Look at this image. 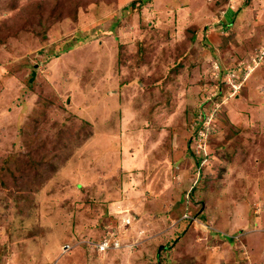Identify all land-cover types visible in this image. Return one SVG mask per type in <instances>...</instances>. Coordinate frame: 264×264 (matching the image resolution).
Returning a JSON list of instances; mask_svg holds the SVG:
<instances>
[{"label": "rangeland", "instance_id": "rangeland-1", "mask_svg": "<svg viewBox=\"0 0 264 264\" xmlns=\"http://www.w3.org/2000/svg\"><path fill=\"white\" fill-rule=\"evenodd\" d=\"M131 2L0 0V264H264V0Z\"/></svg>", "mask_w": 264, "mask_h": 264}, {"label": "trees", "instance_id": "trees-1", "mask_svg": "<svg viewBox=\"0 0 264 264\" xmlns=\"http://www.w3.org/2000/svg\"><path fill=\"white\" fill-rule=\"evenodd\" d=\"M144 1L145 0H132L131 6L134 9H136L137 7L139 8L140 7V2H144ZM218 1H220V0H218ZM124 9H125V11H128V9L126 7ZM142 45H143L142 42H138V46H137L138 52L137 53H139V55L141 54V56L143 55V47H144ZM68 46H71V44H68ZM62 49L63 48H61V50ZM34 162H35V160L32 161L33 164H34ZM49 162H50V160H49ZM34 165L36 166V168L40 167V165H39V163L37 161L35 162ZM16 179H17V184L19 185L18 188L21 190V193H19L17 195L18 196V200L21 201V203L19 202L20 204H18V209L20 211H22V213H25L27 211L26 209L29 207L30 203L32 202L31 198L35 195L36 189L32 188V186L35 185V182H31V181L35 180L36 177L35 176H31V177L28 178V180H25L22 177L20 178L19 176H16ZM26 200H27V203L25 205V201ZM162 247L165 248V246H162ZM72 250H70V251H72Z\"/></svg>", "mask_w": 264, "mask_h": 264}, {"label": "built area", "instance_id": "built-area-1", "mask_svg": "<svg viewBox=\"0 0 264 264\" xmlns=\"http://www.w3.org/2000/svg\"><path fill=\"white\" fill-rule=\"evenodd\" d=\"M112 236V235H111ZM99 242L96 243L97 247L101 249V251H106L111 249V248H119L122 246V241L120 240L119 237H108V236H103V238L98 240ZM72 248L71 243L65 242L62 245V253L68 252ZM58 258L55 260H52L51 262H48L46 264H57Z\"/></svg>", "mask_w": 264, "mask_h": 264}, {"label": "crops", "instance_id": "crops-1", "mask_svg": "<svg viewBox=\"0 0 264 264\" xmlns=\"http://www.w3.org/2000/svg\"><path fill=\"white\" fill-rule=\"evenodd\" d=\"M65 253H66V252H65ZM58 260H59V259H58ZM60 263H61L60 261L57 262V264H60Z\"/></svg>", "mask_w": 264, "mask_h": 264}, {"label": "clouds", "instance_id": "clouds-1", "mask_svg": "<svg viewBox=\"0 0 264 264\" xmlns=\"http://www.w3.org/2000/svg\"><path fill=\"white\" fill-rule=\"evenodd\" d=\"M120 248V247H119ZM61 252H62V249H61ZM65 254V253H62V255Z\"/></svg>", "mask_w": 264, "mask_h": 264}]
</instances>
